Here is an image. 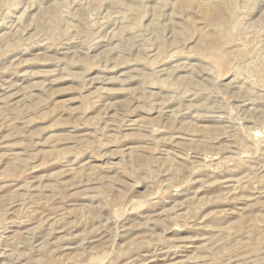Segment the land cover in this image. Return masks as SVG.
<instances>
[{"label": "rangeland", "instance_id": "1", "mask_svg": "<svg viewBox=\"0 0 264 264\" xmlns=\"http://www.w3.org/2000/svg\"><path fill=\"white\" fill-rule=\"evenodd\" d=\"M0 264H264V0H0Z\"/></svg>", "mask_w": 264, "mask_h": 264}]
</instances>
